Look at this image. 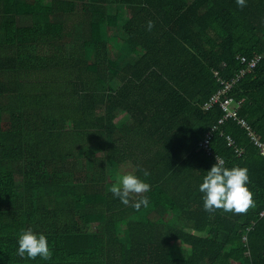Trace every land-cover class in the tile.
<instances>
[{
	"label": "trees",
	"instance_id": "16d2710c",
	"mask_svg": "<svg viewBox=\"0 0 264 264\" xmlns=\"http://www.w3.org/2000/svg\"><path fill=\"white\" fill-rule=\"evenodd\" d=\"M245 69L222 98L238 118L220 123V104L205 106ZM251 132L264 143V0H0V264H264ZM216 157L248 169L246 212L204 210ZM128 173L150 190L124 205L109 189ZM25 229L51 259L17 255Z\"/></svg>",
	"mask_w": 264,
	"mask_h": 264
},
{
	"label": "clouds",
	"instance_id": "9594fccd",
	"mask_svg": "<svg viewBox=\"0 0 264 264\" xmlns=\"http://www.w3.org/2000/svg\"><path fill=\"white\" fill-rule=\"evenodd\" d=\"M238 8L243 9L247 0H235ZM153 22L148 21L147 28L150 31ZM143 177L148 173L143 171ZM250 177L245 167H227L222 159L216 157V162L206 171L198 186L202 193L203 208L212 213L216 210H223L226 213H244L254 206L253 193L249 188ZM112 195L119 198L124 205L130 203L131 194L146 193L150 190V184L142 176L128 173L117 177L116 182L109 189ZM149 206L147 196H142L132 204V207L139 210L141 207ZM16 253L20 257L42 260H49L52 257L48 237L41 232L31 229L23 230L17 238Z\"/></svg>",
	"mask_w": 264,
	"mask_h": 264
},
{
	"label": "built area",
	"instance_id": "2783aa9c",
	"mask_svg": "<svg viewBox=\"0 0 264 264\" xmlns=\"http://www.w3.org/2000/svg\"><path fill=\"white\" fill-rule=\"evenodd\" d=\"M238 58L241 60L242 63H247V60L245 58H240V57ZM260 58L261 57H257L249 61L247 64L248 66L247 68L249 69L254 68L256 64L258 63V61L260 60ZM245 72H246V69L241 70L238 74H236L234 78H232L228 82L221 80V84L223 86L222 89L218 91V93L211 98L210 103L206 104L205 106V109H209L214 104H217V103L220 104L222 109L225 111L224 119L221 120L220 123H223V121L227 118H233V119L238 118L237 110L239 109L241 102H235L233 99H230V98H226L223 100L222 98L225 97L233 89V87L241 80ZM238 122L242 126H246L243 120H238ZM215 130L216 128L213 129V131ZM250 135L252 136V139L255 141V144L261 148V154L264 155V143H261L260 141H258L257 137L255 136L253 132H251ZM209 137L210 135L208 134L206 139L201 144L208 151H209V140H208Z\"/></svg>",
	"mask_w": 264,
	"mask_h": 264
},
{
	"label": "rangeland",
	"instance_id": "374dc122",
	"mask_svg": "<svg viewBox=\"0 0 264 264\" xmlns=\"http://www.w3.org/2000/svg\"><path fill=\"white\" fill-rule=\"evenodd\" d=\"M119 14L121 16H123V20H126L130 17V11L128 8H126L125 6H116V7H112L111 10H110V15H113V16H119ZM113 57H115V54L113 55ZM126 120V117L123 116L121 120ZM127 172H130L131 169L130 167H128L126 169ZM18 183H21V178H18L17 180ZM188 254V247H186L183 243H176L175 246H174V255L176 257L178 256H182V257H186Z\"/></svg>",
	"mask_w": 264,
	"mask_h": 264
},
{
	"label": "crops",
	"instance_id": "0c3cea01",
	"mask_svg": "<svg viewBox=\"0 0 264 264\" xmlns=\"http://www.w3.org/2000/svg\"><path fill=\"white\" fill-rule=\"evenodd\" d=\"M189 249V248H188Z\"/></svg>",
	"mask_w": 264,
	"mask_h": 264
}]
</instances>
